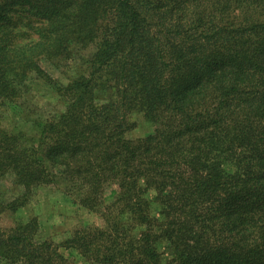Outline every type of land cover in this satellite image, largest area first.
<instances>
[{"label":"trees","instance_id":"1","mask_svg":"<svg viewBox=\"0 0 264 264\" xmlns=\"http://www.w3.org/2000/svg\"><path fill=\"white\" fill-rule=\"evenodd\" d=\"M90 46L67 84L43 67ZM39 81L62 107L33 135L0 125L22 189L0 193V264H264V0H0V118ZM138 112L154 132L132 139ZM110 184L105 225L59 243L14 217L41 186L96 210Z\"/></svg>","mask_w":264,"mask_h":264},{"label":"rangeland","instance_id":"2","mask_svg":"<svg viewBox=\"0 0 264 264\" xmlns=\"http://www.w3.org/2000/svg\"><path fill=\"white\" fill-rule=\"evenodd\" d=\"M8 8H17L18 11L22 10L21 13L23 14L24 11L29 13L30 7L26 4L9 1ZM12 12L14 13V9ZM78 47L70 57L58 58L52 62L45 61L42 63L43 67L60 82L67 84L84 70L89 54L95 50L92 46L86 49ZM61 107L62 105L51 90L42 85L40 81L34 82L31 86L29 84L26 87L17 104L4 109L1 114L0 125L11 133L24 131L28 135H33L37 132L32 124L33 119L38 115L47 114V112L58 110ZM132 120L134 126L128 132L129 138H145L154 132V126L142 113L133 114ZM141 186L144 189L142 196L147 202L148 213L152 217L162 219L163 205L158 191L154 188H146L143 182H141ZM114 188V185H108L104 191L102 205L96 210H90L66 194L61 187L41 186L32 194L26 204L16 211L14 217L16 221L23 222L37 218L40 224L41 237L59 243L73 236L79 229L104 226V207L113 201ZM0 193L14 196L21 194L22 189L9 176L0 178ZM156 248L163 262H167L175 256L174 246L166 239L158 240ZM63 252L66 255L69 254V250ZM77 262L78 264H87L80 260Z\"/></svg>","mask_w":264,"mask_h":264}]
</instances>
